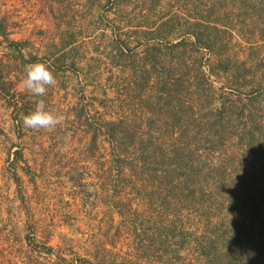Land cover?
Returning a JSON list of instances; mask_svg holds the SVG:
<instances>
[{
	"label": "rangeland",
	"instance_id": "1",
	"mask_svg": "<svg viewBox=\"0 0 264 264\" xmlns=\"http://www.w3.org/2000/svg\"><path fill=\"white\" fill-rule=\"evenodd\" d=\"M0 8V264H207L199 238L244 219L264 241V0ZM199 19L215 50L192 46ZM37 62L53 131L22 124ZM104 121L124 122L128 161Z\"/></svg>",
	"mask_w": 264,
	"mask_h": 264
},
{
	"label": "trees",
	"instance_id": "2",
	"mask_svg": "<svg viewBox=\"0 0 264 264\" xmlns=\"http://www.w3.org/2000/svg\"><path fill=\"white\" fill-rule=\"evenodd\" d=\"M189 25L187 28L190 29L189 32L196 39L192 46H195L197 50H201L202 48L216 49V46L219 44L217 40L219 41V39L210 30H218L217 25H208L201 19ZM216 33L218 34L219 32ZM187 41V39H182L175 43L174 47L178 48L186 45L187 48L190 45ZM226 41L224 40L220 43L223 45ZM156 49L159 50L157 47ZM201 77L204 82H208L204 75L201 74ZM168 84L171 85L170 80H168ZM207 84L210 88L213 87L212 84ZM168 97H172V94H168ZM123 124V121H104L102 131L111 138L113 143L116 142V148H122L123 151L121 150L118 153L120 160L128 161L133 153L126 149L128 148L129 136L121 131L123 126H125ZM140 156L141 160H143L142 162H146L147 158L142 157V154ZM246 222L247 219L232 222L230 224L233 227L231 233H228V230L222 233L212 230V232L204 235V239L199 238L198 243L202 247L201 249L208 251L206 254H201L200 258L207 256V259H209V262L206 261L207 264H241V262H245V264H264V241H260L258 233L255 231L256 229L248 226ZM226 223L228 227L229 222L227 221Z\"/></svg>",
	"mask_w": 264,
	"mask_h": 264
},
{
	"label": "clouds",
	"instance_id": "3",
	"mask_svg": "<svg viewBox=\"0 0 264 264\" xmlns=\"http://www.w3.org/2000/svg\"><path fill=\"white\" fill-rule=\"evenodd\" d=\"M54 73L44 63L26 64L23 69L21 89L30 97L36 99L35 107L22 116V124L26 129L34 131H53L66 121V115L47 107L45 97L48 89L56 85Z\"/></svg>",
	"mask_w": 264,
	"mask_h": 264
},
{
	"label": "crops",
	"instance_id": "4",
	"mask_svg": "<svg viewBox=\"0 0 264 264\" xmlns=\"http://www.w3.org/2000/svg\"><path fill=\"white\" fill-rule=\"evenodd\" d=\"M3 8H5V6H3ZM1 9V8H0Z\"/></svg>",
	"mask_w": 264,
	"mask_h": 264
}]
</instances>
